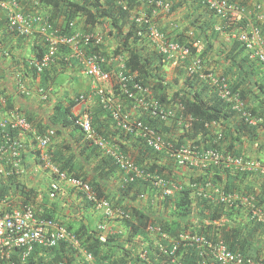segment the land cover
<instances>
[{
  "label": "trees",
  "instance_id": "obj_1",
  "mask_svg": "<svg viewBox=\"0 0 264 264\" xmlns=\"http://www.w3.org/2000/svg\"><path fill=\"white\" fill-rule=\"evenodd\" d=\"M19 2L20 5H22L25 0H19ZM38 2L49 7L50 13L47 12L49 14L48 18L54 23H59L63 31L67 34H71L74 31V29L69 26L71 22L76 21L78 23V21L84 20L86 24L91 27H99L98 25L102 26L110 23V28L105 35H108V37L116 43L113 54H120L125 57L127 67L126 73L132 76V82H138L142 84V86L149 88L153 96L152 98L159 104L168 105L171 106L172 109H176L175 116H171L167 120H161L160 117L151 115L147 110H142V113L139 111V113H141L139 119L142 120L144 124L158 130L166 143L174 148L190 145L194 149L200 151L215 149L223 154L235 157L241 156L232 150L234 146L233 140L232 138L230 139L227 134L225 135L224 130L222 134H219L216 141H213L215 138L209 130V125L220 124L222 120H227V122L232 120L235 121L237 114L228 104L221 101L218 96H214L210 101H206L202 96V92L209 89L206 82H199L200 79H198L195 74L189 75L186 77L187 81L182 89L177 90L174 94H168V85H166L161 71L163 68L162 65L164 64L161 63L160 55H156L152 50L150 52V44L145 35H138L140 30L147 32L150 25L144 23L142 26H139L131 18L132 9L140 6V2L137 0H106L105 4L101 3V0H38ZM194 2L201 8L208 10L199 0H194ZM228 2L243 9L240 4L230 0H228ZM148 7L154 8V6ZM4 16V13L0 9V38L3 36L9 37L14 34L6 30L7 18ZM220 32L216 31L213 32L212 35H206L208 39H213L215 41L220 35ZM178 43L191 48V56L182 60L185 70L193 64L190 59L192 56L199 57L202 62L207 52L211 49L209 46H205L204 51L200 55H197L192 48V41L189 43ZM208 43L210 42L208 41ZM234 46L241 52L246 51L238 40H235ZM234 46L231 49L229 58L238 65L237 67L239 70H241L244 63L247 61L260 64L258 60L251 59L248 53L241 58V61H235L236 54H233V51L236 48H234ZM36 49H38V52H36ZM91 49L93 52H100L106 55L104 52L99 51V47H92ZM34 50V60H39L45 54L46 47L37 46ZM67 56H69V50L61 48L54 59V63L45 68L41 74H35L34 78L40 76L43 88L47 89L54 83L55 78L60 73L65 72L73 66L74 68L79 67L82 69V66L77 60H66ZM205 67L210 68L209 71H205L206 74L213 71L209 65H205ZM30 68L34 71L33 67ZM254 75H257V73L246 71L244 74H240L239 72L237 75L238 78L233 82H229L225 77L222 78L229 82L232 92L238 94L247 102L250 96V88L258 85V83L253 80ZM199 83L202 88L199 89L200 92H196L194 89ZM262 85L264 86V84H261L259 87H262ZM245 86L249 88L246 89ZM126 102L134 107L133 101L126 100ZM76 103L78 102L73 100L69 102L66 107L56 105L54 113L50 117V126H46L44 123L35 125L30 117L25 116V118L27 117L26 119L33 124L38 135L49 138L50 145L46 153L50 163L59 169L60 172L66 173L68 178H74L88 183L99 198L106 199L111 203L112 200L109 199L103 191L101 181L109 178V176H116L118 173L120 176L122 194L124 197L127 196L131 203H136L137 198L142 194H150L149 196L152 198L157 197L155 203L158 206L157 212H153L154 210L151 207L149 210H144L139 206L128 209L122 207L123 204H120L119 207L121 209L117 210L127 214V217L116 215L117 217L115 216L114 219L121 222L122 230L108 234L105 242L101 240V235L98 232L88 233L84 226L80 227L78 230L73 229L72 224L66 227L80 240L81 248L92 254L96 264H173L172 261L175 258L180 264H216V262L208 256L207 252H204V255H200L194 245L191 246L181 243L173 256L163 252L162 248L167 249L168 252L173 249V245L170 242L162 240L161 235L164 233L168 234L170 238L176 241L179 240V236L182 233L204 235L210 241H216L220 238L231 251L247 259L261 260L264 258L262 252H260L264 248V224L257 223L251 219L252 214L250 209L240 203L228 208L223 205H214L203 197H198V203H194L190 185L210 183L216 186L218 184L216 170L218 168H224L222 165L201 163L199 166L181 167L164 152L156 153L151 150L150 147L146 146L144 140L135 133L122 132L115 126L109 113L101 106L97 105L98 108L91 111L92 123L95 131L102 138L108 141L110 145L118 146L125 154L133 159L139 167L148 170L152 176L158 175L162 179L170 181L173 184H181L184 187L180 193L174 196L161 197V189L158 191V188L150 181H135L134 183L126 185L124 182L125 175L123 171L120 170L115 159L87 140L80 128L74 124L72 108ZM247 105L251 115L262 120L260 126L264 129V111L262 112L259 107H251L248 103ZM7 107L8 109L13 108L10 99ZM239 123L240 125L236 128L238 134H246L253 131V128L243 120H239ZM49 127L54 128L55 131L53 132ZM61 128H72L75 133L79 135V139L76 138V140L80 141V145L82 144V152H87L89 154L84 156L85 162H88L90 157H93L96 161V175H94L91 180L88 181L84 162L76 163L80 166L77 168V165L72 162L73 156H71L70 159H61V154L55 153L53 148L50 149L52 140L55 136L60 135L59 129ZM1 130L2 129H0V131ZM208 137L209 140L214 143L203 145V141ZM30 138L32 140V137ZM224 141L227 145L223 146L222 144ZM63 147L65 151H69L71 148L69 144H65ZM16 149L20 153L19 158L23 164V160L26 157V153H24L25 147L19 146ZM34 150L38 160L44 164L45 162L40 157L41 152L38 149ZM7 153L9 156L11 155V151ZM71 162L73 163L72 165H70ZM262 162L264 163V161ZM8 167L10 168L11 166L9 165ZM183 169H191L195 172L199 170L205 171L207 176H209L210 171H212L214 173V178L210 181V177L202 180L201 176L195 178L194 175H190V183L184 185L179 180L180 177L177 172ZM236 175L255 179L253 180L255 183L257 182L259 187L253 184L251 188H248V190L243 189L240 193L244 195L243 197H249L254 202L255 206L263 208L264 210V177L247 172H237ZM17 176L18 175H11L5 178L0 174V197L12 191V187L10 186L13 185L16 186L13 191L26 194L25 189L19 187L21 182L18 180ZM222 188L228 193H235L234 190L240 189L239 187L235 189V186L229 183ZM79 192L87 200L86 195L81 191ZM87 201L91 207L95 209L92 203L89 200ZM112 205L116 209L113 203ZM222 217L230 219L231 224H226L218 228L213 223H206V221L215 222ZM43 218L53 219L61 224L55 216H51L50 214H43ZM150 227H158L160 232H151L149 230ZM152 234H156L158 239L161 240L159 246L152 245ZM143 252L146 253L145 257L142 256ZM22 254L23 250L15 251L12 255V261L16 264H51L53 262L90 264L86 260L78 261L74 258L78 252L73 250V248L68 246L65 242L53 249L36 247L24 261L22 260ZM67 255H71V257L67 259Z\"/></svg>",
  "mask_w": 264,
  "mask_h": 264
},
{
  "label": "built area",
  "instance_id": "obj_2",
  "mask_svg": "<svg viewBox=\"0 0 264 264\" xmlns=\"http://www.w3.org/2000/svg\"><path fill=\"white\" fill-rule=\"evenodd\" d=\"M137 1L143 5L154 6V8L161 10L169 11L171 9V3L165 0ZM199 1L213 14L225 21L238 19L245 12L237 5L230 4L228 0ZM0 9L7 18V31L20 37H28L37 32L43 39L46 52L39 60H32L33 73L41 74L45 68L54 63V59L61 48L69 50V56H67L66 60H77L91 82V91L89 94L80 95L77 99L78 102L87 104L89 99H96L97 104L109 113L115 126L122 132L135 133L144 140L146 146L150 147L151 150L156 153L164 152L181 167L210 163L222 165L224 168H232L236 172H247L264 177V163L262 161L223 154L215 149L200 151L190 145L174 148L166 143L158 130L144 124L139 118H133L128 114L123 109V105L116 100L115 89L117 94L125 100L133 101L134 109L141 111V113L143 112L142 110H147L151 115L158 116L161 120H167L171 116H175V110L155 101L149 88L142 86L138 82H132V76L126 73V60L123 55H115L113 52L103 55L100 52L92 51V47H99V51L104 52L103 49L108 35H105L101 28L90 26V29L93 30L89 29V31L87 30L84 33L79 29L78 23L75 21L69 24L74 29L73 33L67 34L59 23H54L39 12L29 11L25 13L19 0H0ZM131 18L139 26L144 23L150 25L147 32L140 30L138 35H145L150 46H155L161 57L162 64L175 59L182 61L191 56V48L168 40L167 36L155 27L150 14L146 11L135 13ZM259 20L264 23V14L259 17ZM236 39L244 46L251 59L258 60L264 65V38L258 26H252L244 30L236 36ZM192 48L197 55L204 51V45L200 41H194ZM201 67V59L196 57L194 63L188 67L187 73L189 75L196 74ZM206 76H208L210 84H213L216 89L218 98L228 104L240 120H243L251 127L260 125L262 120L251 115L246 101L238 94L232 92L224 78L216 77L212 74ZM20 80V77H15L16 87L20 92L26 94ZM9 99V94H7L5 88L0 87V129H2L0 131V142L3 144H0V174L8 178L11 175L23 173V164L19 158L20 153L16 148L19 146L25 147L26 142L23 138L32 137L31 144H34L35 149L41 152L40 157L45 164L52 169L58 179L68 180L77 190L84 193L96 212H99L109 220L116 215L127 217V214L114 209L110 201L99 198L88 183L68 178L66 173L60 172L59 169L53 166L46 153L50 145L49 138L38 135L33 124L20 113L14 103H12L13 108L8 109ZM91 111L90 108L86 107L80 113L73 114L74 124L80 128L87 140L115 159L120 170L125 175L124 182L126 185L135 181H150L155 187L161 188L163 197L174 196L183 190L184 186L181 184H173L158 175L152 176L148 170L139 167L118 146L110 145L93 128ZM9 151H11L12 156L7 155ZM4 161H11L13 164L10 168H6ZM190 187L195 191L197 197L206 198L214 205H223L228 208L240 203L250 209L253 221L264 224L263 208L255 206L249 197H243L237 193H228L222 186H213L210 183L191 184ZM59 191V183L54 182L50 188V197L56 198ZM25 197L24 194L13 191H9L0 197V264H16L12 261V255L17 250H23V261L36 247L53 249L65 242L73 250H82L80 240L75 234L59 222L43 218V212L35 209L26 201ZM145 197V194L140 195L142 199ZM206 223H213L220 228L226 224H231V220L222 217L215 222L206 221ZM149 230L151 232H160L158 227H150ZM161 236L162 240L173 245V249L170 252L162 248V251L170 256L174 255L181 243H185L191 246L194 245L200 255H204L203 253L207 252L208 256L216 264H264V258L261 260L247 259L231 251L220 238L216 241H210L204 235L182 233L179 236V240L176 241L170 238L168 234L164 233ZM102 240L104 239L102 238ZM83 255L88 263L96 264L92 254L83 250ZM142 256L145 257L146 253L143 252ZM172 262L179 264L176 258ZM51 264L66 263L53 262Z\"/></svg>",
  "mask_w": 264,
  "mask_h": 264
},
{
  "label": "crops",
  "instance_id": "obj_3",
  "mask_svg": "<svg viewBox=\"0 0 264 264\" xmlns=\"http://www.w3.org/2000/svg\"><path fill=\"white\" fill-rule=\"evenodd\" d=\"M82 1V0H81ZM106 0H101V3L105 4ZM171 3V9L169 11L161 10L157 8H149L146 5L140 4V6L134 7L132 9L131 16L140 11H146L150 14L153 24L156 28L163 31L165 35L171 42H186L200 41L205 46H209L211 49L207 52L202 60L201 69L195 74L197 75L199 82H206L209 86L208 90L202 92V96L206 101H210L214 96H217V91L209 82L207 78L209 74L216 77H225L229 82H233L238 78V74H244L246 71L256 72L257 75L253 76V80L258 83L257 86L250 88V96L247 102L251 107H259L263 112L264 110V86L259 85L264 84V65L245 62L241 70L238 69V65L229 58L232 47L236 36L246 29L252 26H258L264 38V23L259 20V17L264 14V0H230L237 4L242 5L245 11L242 16L238 19L231 21H225L215 16L210 11L201 8L194 0H167ZM37 0H25L24 4L21 5L23 11L26 12H39L45 17H49L50 13L49 7L45 5H36ZM48 12V13H47ZM5 17V16H4ZM85 19V18H83ZM84 20L78 21V27L81 31H89L91 28L88 26ZM110 23H107L106 30L110 28ZM221 29V30H220ZM93 30V29H90ZM101 31V32H102ZM220 32L217 40L208 39L206 34L212 35L213 32ZM102 32V33H103ZM104 34V33H103ZM194 40V41H193ZM208 41L210 43H208ZM185 43V44H186ZM37 46H45L41 36L35 32L28 37H20L15 34L9 37L0 38V87L5 88L11 103H14L20 113L25 117H30L33 120V124L44 123L46 126H50V117L54 113V108L56 105L67 106V104L73 100L77 101V98L82 94H89L91 91V82L88 76L85 74L83 67L74 68L71 67L65 72L60 73L54 80L51 86L47 89L43 88L41 85L40 76L34 78L35 73L31 70V62L34 60L35 53H33L34 48ZM116 48L115 41H112L109 37L105 42L104 53L106 55L111 54ZM233 54H236L235 61H241L247 52L238 50L234 46ZM153 53L158 54L155 46H150ZM38 52V49H36ZM197 56H192L190 59L194 63ZM205 65H209L213 71L206 74L205 71H209L210 68H206ZM235 65V66H234ZM161 69L162 75L165 79L166 85H168V94H174L177 90L182 89L186 83V77L189 76L187 70L183 66L182 61L175 59L169 61L165 65H162ZM252 66V67H251ZM233 68V69H231ZM15 77L21 78V83L23 90L26 94H23L18 90L15 84ZM228 82V84H229ZM248 89V86H245ZM200 83L196 85L194 91L200 92ZM116 93V100L123 105V109L130 114L133 118H140L141 113L135 110L131 104L126 102L124 98ZM96 99H89L87 104L76 103L72 108V113L77 114L83 111L86 107L91 110L97 109ZM1 117V115H0ZM26 117V118H27ZM236 120L227 122V120H222L219 124L209 125V130L214 136V140L222 134L223 130L225 135L233 140L234 146L233 151L238 153L242 157L259 159L264 161V129L259 125L257 127H252L253 131L246 134H238L236 128L240 125V118L236 116ZM102 119V118H101ZM103 121V120H102ZM262 122V121H261ZM53 127V126H51ZM54 132V128H51ZM57 129V128H55ZM60 135L55 136L51 142L50 149L57 154H61L60 158H71L73 156V161L76 163L84 162L87 170L88 181L93 178L95 173L96 161L93 157H90L89 161L85 162V155H89L87 152H82V144L80 145L79 135L75 133L72 128H61L59 129ZM55 135V134H54ZM26 142L25 151L26 157L23 160V173L17 174L18 180L21 182L19 184L20 188L25 189L26 201L30 203L38 211H42L43 214H50L55 216V218L61 222L62 225L67 227L69 224L73 225V229L78 230L80 227H85L88 233L98 232L104 241L107 235L110 233H116L122 230L121 222L115 219L107 220L100 213H97L95 209L91 207L88 201L81 195L79 190H77L68 180H61L57 178V175L52 171V169L43 164L38 160L35 147L31 144V138H23ZM220 139V138H219ZM213 141L205 138L203 145L214 143ZM65 144L70 145L69 151H65L63 146ZM227 145L224 141L222 144ZM4 166H12L13 162L4 161ZM70 163L72 165L73 163ZM74 164V165H75ZM79 168V164H76ZM216 177L218 179L219 186H226L227 183L232 184L236 188L235 193L241 194V190L251 188L255 183L254 178L237 176L234 169L218 168L216 170ZM179 174V180L182 184L188 185L191 180H189L190 175L201 179H206L210 177V181L214 178V173L210 171L209 176L205 171H192L191 169H183L182 171H177ZM4 176V175H3ZM6 178V176H4ZM208 179V178H207ZM254 179V180H253ZM54 182H58L60 185V191L56 198L50 197V188ZM170 182V181H169ZM103 186V191L112 203L115 205L116 209H121L120 204L130 209L131 207H141L144 210H149L151 207L157 212L158 206L156 203L157 197L152 198L147 194L146 198L142 199L140 196L137 198L136 203H131L127 196H123L121 191V182L119 173L116 176H109L105 180L101 181ZM178 184V183H177ZM25 186V187H24ZM254 186V187H255ZM12 187V191L15 190L16 186ZM158 188L157 190L160 191ZM239 190V191H238ZM16 192V191H13ZM161 192V191H160ZM163 197V194L160 193ZM192 196L194 203L197 204L199 200L195 191L192 190ZM241 196H244L241 194ZM118 204V205H117ZM151 204V205H150ZM196 206V205H195ZM198 210V207H197ZM153 235V246H159L161 240L158 239L156 234ZM78 254L74 256L78 261H85L83 255V250L78 251ZM264 256V248L260 251ZM68 256V255H67ZM71 255L68 256L69 259ZM76 260V261H77ZM77 263V262H76ZM174 264V263H173ZM180 264V263H179Z\"/></svg>",
  "mask_w": 264,
  "mask_h": 264
},
{
  "label": "clouds",
  "instance_id": "obj_4",
  "mask_svg": "<svg viewBox=\"0 0 264 264\" xmlns=\"http://www.w3.org/2000/svg\"><path fill=\"white\" fill-rule=\"evenodd\" d=\"M36 3H38L37 5H40V3L38 2V0H37V2ZM152 23H153V21H152ZM102 26H104L105 27V24L104 25H102ZM97 28H100V27H97ZM165 34V33H164ZM168 38V37H167ZM169 40V39H168ZM165 65V64H164ZM189 75V74H188ZM153 97V96H152ZM79 98V97H78ZM77 98V99H78ZM77 102H78V100H77ZM166 106H168V105H166ZM169 107H171V106H169ZM174 110H176V109H174ZM93 128H94V126H93ZM34 145V144H33ZM146 198V197H145ZM112 204V203H111ZM113 206V205H112ZM115 209V208H114ZM117 210V209H116ZM119 211V210H118ZM120 212V211H119ZM97 213H99V212H97ZM102 215V214H101ZM103 216V215H102ZM104 217V216H103ZM117 217V216H116ZM105 218V217H104ZM106 219V218H105ZM114 219V218H113ZM107 220H109V219H107ZM112 220V219H111ZM101 240H102V237H101ZM102 241H104V240H102ZM106 241V240H105ZM104 241V242H105ZM82 249V248H81ZM82 250H84V249H82Z\"/></svg>",
  "mask_w": 264,
  "mask_h": 264
},
{
  "label": "rangeland",
  "instance_id": "obj_5",
  "mask_svg": "<svg viewBox=\"0 0 264 264\" xmlns=\"http://www.w3.org/2000/svg\"><path fill=\"white\" fill-rule=\"evenodd\" d=\"M83 25H85V22H84V24ZM102 30H106L107 29V26L106 27H104V26H100V25H98Z\"/></svg>",
  "mask_w": 264,
  "mask_h": 264
}]
</instances>
